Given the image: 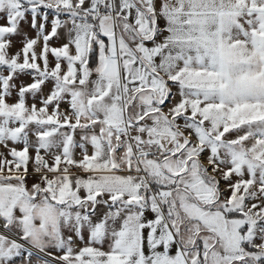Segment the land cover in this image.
I'll use <instances>...</instances> for the list:
<instances>
[{"label":"snow or ice","instance_id":"obj_1","mask_svg":"<svg viewBox=\"0 0 264 264\" xmlns=\"http://www.w3.org/2000/svg\"><path fill=\"white\" fill-rule=\"evenodd\" d=\"M0 264H264V0H0Z\"/></svg>","mask_w":264,"mask_h":264}]
</instances>
